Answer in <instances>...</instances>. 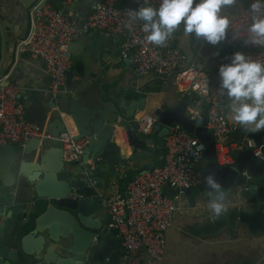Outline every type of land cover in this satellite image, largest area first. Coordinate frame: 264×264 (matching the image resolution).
Instances as JSON below:
<instances>
[{
	"label": "built area",
	"instance_id": "built-area-1",
	"mask_svg": "<svg viewBox=\"0 0 264 264\" xmlns=\"http://www.w3.org/2000/svg\"><path fill=\"white\" fill-rule=\"evenodd\" d=\"M149 2L158 7L160 0ZM252 2L249 0L237 10L227 31L226 42L229 46L242 47L243 53L253 59L264 60V43H246L251 23L248 9ZM143 5L145 0H95L89 16L79 20L73 12L62 13L49 0H40L29 9V32L15 45V56L27 54L42 62L49 80L50 100L57 103L66 92V73L71 68L69 45L92 31L104 36L123 37L122 54L124 57L131 55L130 62L137 76L152 74L163 82L173 80L181 93L193 98L188 116L195 127L202 125L204 105L208 104L206 128L215 143L217 166H232L231 153L247 148L253 149L255 157L264 158L250 139L226 142L236 123L226 117V93L219 87L220 82L212 85L204 69L175 46L172 37L162 47L146 42L143 21H134L129 16L130 10ZM8 77L9 74H0V145L23 146L31 139L56 140L61 145L65 161L82 165L87 140L76 139L70 131L54 139L39 125L27 122L17 89L8 82ZM134 122L141 137L153 135L156 118L152 114L141 112ZM163 140L162 164L134 176L123 187L114 180L110 193L98 194L107 212L109 227L116 231L123 249L120 264H154L164 260L167 231L174 218L188 209L184 190L194 189L202 181L197 170L204 162V145L174 124L168 128ZM151 148V154H156L157 147L152 145ZM88 172L89 169H85L82 173L85 179ZM169 189L175 191L173 195L168 193ZM141 249L146 258L138 255Z\"/></svg>",
	"mask_w": 264,
	"mask_h": 264
},
{
	"label": "water",
	"instance_id": "water-1",
	"mask_svg": "<svg viewBox=\"0 0 264 264\" xmlns=\"http://www.w3.org/2000/svg\"><path fill=\"white\" fill-rule=\"evenodd\" d=\"M20 1L26 9H30L37 0ZM51 4L62 13L72 12L70 5H65L63 0H54ZM0 40L1 73L6 51V33L1 22ZM112 40L107 36L103 42L107 46ZM126 61H131L130 54L126 56ZM73 78L80 77L70 68L66 73V92L75 87ZM192 99L181 100L172 107L162 104L155 108L152 111L156 118L153 136L157 137L160 152L163 153V139L168 128L174 124L204 145L205 164L197 170L202 175V181L196 193L193 189L184 190L191 208L195 207L202 195L206 196L203 198L205 203L211 198L205 183V177L209 174H213L229 193L230 211L219 219H215L213 213L209 217L206 214L204 222L198 225L199 236L215 237L226 230L235 233L239 226L246 227L251 235L264 236V158L255 157L253 149L247 148L231 153L234 160L232 166H217L215 143L206 128L208 104L204 105L202 125L195 127L187 113ZM51 104L52 108L56 105L52 101ZM125 107V116L131 121L124 133L122 129L117 132L119 121L108 124L101 114L72 116L77 130L76 139L87 140L82 165L65 161L62 150L51 159L42 161L43 150L40 149L34 175L28 177L33 191L19 199L0 189V264H120L123 249L116 231L109 227L108 216L95 218L103 210L98 193L105 190L109 180H117L119 186L123 187L134 176L163 163L161 154L157 160L137 170L129 167L131 162H142L153 157V140L141 137L133 120L137 112L145 110L146 96L141 94L138 100L128 102ZM54 119L56 121H51L54 128L50 126L45 133L57 139L68 129L59 115ZM116 132L118 136L121 135V145L114 142ZM247 139L252 140L261 156H264V131L250 133ZM29 142L23 148L34 146L30 151L33 155L42 141L31 139ZM126 148L132 149L131 154H125ZM19 153L10 144L0 145V168L16 163ZM89 161L91 164H88ZM85 169H89L87 179L82 175ZM174 192L173 189L168 190L170 195ZM28 207L32 208L31 213H23L16 221L13 236L5 238L3 231L9 217Z\"/></svg>",
	"mask_w": 264,
	"mask_h": 264
},
{
	"label": "crops",
	"instance_id": "crops-1",
	"mask_svg": "<svg viewBox=\"0 0 264 264\" xmlns=\"http://www.w3.org/2000/svg\"><path fill=\"white\" fill-rule=\"evenodd\" d=\"M22 1L26 3L28 0ZM38 1L40 0L36 2ZM49 1L54 2V0ZM94 1L63 0V3L70 5L73 14L79 20H84L89 16ZM248 1L236 0L234 4L223 7L222 12L232 21L239 7ZM28 16L29 9H26L20 0H0V22L6 33V51L0 74H9L8 82L16 87L19 102L23 107L24 119L29 123L39 125L44 131L50 126L54 128L51 121H56L54 118L59 115L67 131L76 136L77 130L72 123L73 115L87 117L101 114L108 124L112 122L115 124L119 121L120 126L118 128L116 126L117 132L122 129L124 133L131 121L125 116L127 113L125 106L132 100H138L141 94L146 96V107L143 112L148 114H152V111L162 104L172 107L187 98L179 91L173 80L163 82L157 80L152 74L137 76L131 62L126 61V57L122 54L125 38L112 37V42H108L106 46L103 39L107 36L92 31L69 45L71 68L80 78H73V82L76 83L75 87L70 92L62 94L59 102L55 103V107L52 108L48 93L49 80L42 62L27 54L15 56V45L26 38L29 32ZM172 40L175 46L186 52L190 60L204 69L212 85L220 82L219 66L229 63L235 52H243V48L238 45L229 46L226 39L217 45H212L203 37L185 36L182 25L173 34ZM225 98L226 117L230 122L235 123L229 115V100L226 94ZM189 111L190 105L187 106V113ZM139 113L141 112H137L135 117ZM117 132L114 142L121 145V135L118 136ZM249 134L244 128L235 124L226 142H242ZM145 139L153 140V146L157 147L156 154L142 162H131L130 168L137 170L161 156L162 153L158 152L157 137L152 135ZM26 143L23 146L12 145L17 152H20L16 163L5 164L0 168V189L9 196L19 199L33 191L28 177L34 175L39 154L37 152L40 149L43 150L42 161H44L56 156L62 150L58 142L42 141L37 145L38 147L36 146V153L32 155L30 151L34 149V146L25 149L23 147ZM131 152L132 149L126 148V155ZM89 162L91 164V161ZM204 164L205 162L202 166ZM113 181H107L105 190L98 194L110 193ZM195 189L193 191L196 193L197 187ZM206 195L209 196V194ZM204 196L199 198L195 207L191 208L188 205L186 212L174 218L166 234L164 260L154 264H264V236L251 235L244 226H239L235 233L226 230L215 237L199 236L198 225L204 222L206 214L209 217L212 213L208 208V203L203 202ZM25 209L9 217L3 231L5 238L13 236L17 227L16 221L20 220L21 215L32 211L31 207ZM106 215L107 212L103 209L95 218ZM138 255L146 258L145 251L142 249Z\"/></svg>",
	"mask_w": 264,
	"mask_h": 264
},
{
	"label": "clouds",
	"instance_id": "clouds-1",
	"mask_svg": "<svg viewBox=\"0 0 264 264\" xmlns=\"http://www.w3.org/2000/svg\"><path fill=\"white\" fill-rule=\"evenodd\" d=\"M236 0H160L154 7L149 0L145 6L130 10L132 20L143 21L142 31L149 44L164 46L182 25L185 36L203 37L217 45L227 38L230 18L222 12L223 7ZM251 23L246 43H264V0H253L249 9ZM126 27H131L126 25ZM219 87L229 100L232 121L249 133L264 131V60L253 59L243 52H235L229 63L219 66ZM211 198L208 208L215 219L230 211L228 191L213 174L205 177Z\"/></svg>",
	"mask_w": 264,
	"mask_h": 264
},
{
	"label": "rangeland",
	"instance_id": "rangeland-1",
	"mask_svg": "<svg viewBox=\"0 0 264 264\" xmlns=\"http://www.w3.org/2000/svg\"><path fill=\"white\" fill-rule=\"evenodd\" d=\"M159 149H160V148H158V152H159ZM203 163H204V162H203ZM195 190H196V189L194 188V191H195Z\"/></svg>",
	"mask_w": 264,
	"mask_h": 264
},
{
	"label": "trees",
	"instance_id": "trees-1",
	"mask_svg": "<svg viewBox=\"0 0 264 264\" xmlns=\"http://www.w3.org/2000/svg\"><path fill=\"white\" fill-rule=\"evenodd\" d=\"M187 99V98H186Z\"/></svg>",
	"mask_w": 264,
	"mask_h": 264
}]
</instances>
